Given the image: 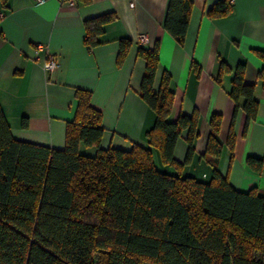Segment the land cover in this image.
Wrapping results in <instances>:
<instances>
[{
    "label": "trees",
    "instance_id": "trees-1",
    "mask_svg": "<svg viewBox=\"0 0 264 264\" xmlns=\"http://www.w3.org/2000/svg\"><path fill=\"white\" fill-rule=\"evenodd\" d=\"M192 6V0H168L162 27L180 45ZM231 12L230 0H216L207 16L217 19ZM116 19L114 12L86 19L85 45H99L104 26ZM131 44L130 38L119 39L118 65ZM160 44L158 38L137 51L145 61L139 95L155 114L145 132L146 146L103 148L102 112L92 105L89 90L75 91V115L67 122L61 149L16 139L0 104V264H264V194L256 188L237 190L218 171L220 113L209 120L202 155L213 168L211 177L181 174L195 153L199 113L172 119L168 72L154 88ZM255 52L264 61V51ZM228 72L233 73L228 94L235 111L226 144L232 150L239 107L247 127L259 102L256 84L244 79L245 64L231 69L221 60L217 81ZM257 80L264 90V66ZM184 132L188 150L181 163L174 148ZM81 145L96 151L85 154ZM152 149L176 172L160 170ZM247 164L258 173L263 169L259 157H248Z\"/></svg>",
    "mask_w": 264,
    "mask_h": 264
},
{
    "label": "crops",
    "instance_id": "crops-1",
    "mask_svg": "<svg viewBox=\"0 0 264 264\" xmlns=\"http://www.w3.org/2000/svg\"><path fill=\"white\" fill-rule=\"evenodd\" d=\"M73 1L6 0L3 4L0 0V104L13 136L63 148L67 122L75 115V91L80 88L91 91L92 105L102 112L103 148L128 149L135 143L146 146L145 132L153 126L155 114L139 95L145 61L137 51L139 46L152 47L159 38L154 88L159 87L163 72H168L174 91L172 119L180 113H199L195 153L181 174L201 180L211 177L213 168L202 155L210 133L209 120L220 113L218 171L235 189L246 192L256 188L264 194V90L257 80L264 61L255 52L264 51V0H230L232 12L217 19L207 16L216 0H192L183 45L162 27L168 0ZM108 12L116 13L117 19L104 26L101 43L88 48L84 21ZM140 34L147 36L146 43L138 41ZM123 37L130 38L132 44L118 65L119 39ZM36 44L57 57L59 66L54 72L44 70L43 52L35 60ZM221 60L231 69L245 64L244 79L256 84L254 95L259 102L257 116L247 127L245 112L239 107L232 150L226 141L235 111L228 94L233 73H225L217 81ZM185 134L174 148V158L181 163L188 150ZM80 151L93 155L96 149L81 145ZM152 153L160 170L176 172L161 162L156 149ZM248 157L263 159L260 173L248 166Z\"/></svg>",
    "mask_w": 264,
    "mask_h": 264
},
{
    "label": "built area",
    "instance_id": "built-area-1",
    "mask_svg": "<svg viewBox=\"0 0 264 264\" xmlns=\"http://www.w3.org/2000/svg\"><path fill=\"white\" fill-rule=\"evenodd\" d=\"M36 1L42 2L43 0H36ZM68 2L70 4H74L73 0H68ZM130 6H133V3H131ZM138 41L140 43H146L148 41V38L145 34H140L138 37ZM42 52L44 54L43 63H42L44 70L47 73L54 72L57 69V67L59 66V62L57 60V57L54 54H52L48 51H45L44 46L42 44H36L34 46V58H35V60H39Z\"/></svg>",
    "mask_w": 264,
    "mask_h": 264
},
{
    "label": "rangeland",
    "instance_id": "rangeland-1",
    "mask_svg": "<svg viewBox=\"0 0 264 264\" xmlns=\"http://www.w3.org/2000/svg\"><path fill=\"white\" fill-rule=\"evenodd\" d=\"M84 153V152H83ZM157 153V152H156ZM155 158H156V163L158 164V166L159 167H161V163L159 162V160L157 159V155L155 156ZM170 168V167H169ZM168 167H167V169H169Z\"/></svg>",
    "mask_w": 264,
    "mask_h": 264
}]
</instances>
